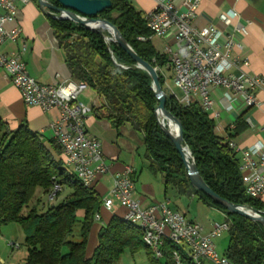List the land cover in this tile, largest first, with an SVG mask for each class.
I'll return each mask as SVG.
<instances>
[{
    "label": "trees",
    "instance_id": "1",
    "mask_svg": "<svg viewBox=\"0 0 264 264\" xmlns=\"http://www.w3.org/2000/svg\"><path fill=\"white\" fill-rule=\"evenodd\" d=\"M48 1L58 6L53 0ZM110 2L111 7L94 18L112 24L142 61L153 68L164 67L166 57L155 51L150 40H138L151 36L144 15L128 0ZM48 20L63 51L70 78L94 89L103 98L106 118L114 127L128 124L142 134L148 169L160 175L164 188L172 187L181 196L195 195L226 213L191 187L179 153L157 122L154 110L158 101L147 73L135 68L130 56L116 43L108 46L102 36L71 21L51 16ZM156 73L163 88V77L159 71ZM165 94V109L180 122L182 144L190 151L205 184L234 205L261 211L259 198L245 194L238 160L228 144L215 134L207 113L196 103L182 106L168 92ZM242 129L238 121L233 135ZM49 145L50 149L46 148L25 124L9 130L0 119V228L10 223L19 225L24 233L25 264H116L124 252L135 254L142 250L150 264H173L171 254L178 250L175 245L164 241L163 257L156 260L143 243L141 230L117 216L99 229L97 245L87 257V239L94 215L100 216L102 199L93 188L83 187L68 170L55 140ZM54 183L60 191L52 201H47L58 203L39 212V199L47 198ZM63 191L68 193L61 197ZM78 211L82 212L79 241H68L78 222ZM227 216L231 227L223 255L232 264H264V228L239 215ZM181 260L183 264H193L182 253Z\"/></svg>",
    "mask_w": 264,
    "mask_h": 264
},
{
    "label": "built area",
    "instance_id": "2",
    "mask_svg": "<svg viewBox=\"0 0 264 264\" xmlns=\"http://www.w3.org/2000/svg\"><path fill=\"white\" fill-rule=\"evenodd\" d=\"M17 1L28 2L0 0V48L5 43L14 44L20 38L21 28L16 21ZM201 1L153 0L152 9L143 16L151 36L138 40L163 37L169 32L173 34L163 55L172 72L174 85L181 92V97L170 93L178 104L196 103L202 111L208 112L212 108L209 91L220 87L241 96L246 108L259 107L257 93L264 92V76L233 73L238 68V61L232 58V52L241 48L234 35L244 34L245 27L236 26L231 33H224L214 26L195 28L193 22ZM236 17V13L229 12L221 15L220 20L227 23ZM24 51V43L18 51H0V70L18 90L24 105L37 107L42 112L58 109L59 118L50 124L53 139L61 149L68 170L75 174L83 187L93 188L96 178L105 175L109 167L99 141L85 129V118L93 111L79 100L85 84L75 80L58 85L36 82L29 76L22 60ZM154 70L161 71L158 67ZM228 146L233 151L231 141ZM263 168L264 150L249 148L242 151L239 171L245 194L252 199H258L264 193ZM132 173L133 170L126 167L112 177L102 207L107 211H112L115 206L124 208L123 219L141 230L142 241L156 260L162 259V246L168 241L178 248L171 254L173 264H183L181 253L193 264H232L223 254L216 252L214 244V240L231 227L226 213L222 212V223H215L211 231L205 233L200 225L172 210L167 200L142 207L134 198ZM59 191L60 187L54 183L48 201H52ZM99 220V214H95L94 221Z\"/></svg>",
    "mask_w": 264,
    "mask_h": 264
},
{
    "label": "crops",
    "instance_id": "3",
    "mask_svg": "<svg viewBox=\"0 0 264 264\" xmlns=\"http://www.w3.org/2000/svg\"><path fill=\"white\" fill-rule=\"evenodd\" d=\"M128 1L142 15L150 11L154 4L153 0ZM16 7V21L21 28L20 38L14 44L5 43L0 51H18L24 43L22 60L29 76L36 82L58 85L66 80H72L48 16L41 12L37 1L28 0L26 3L17 1ZM229 12L236 13L237 17L223 23L220 16ZM193 26L197 29L214 26L224 33H231L236 26L245 27L244 34L234 35V39L240 42L241 48L232 52V58L238 61V68L233 73L264 76V0H202ZM172 39L173 34L169 32L163 37H151L150 42L156 52L163 54L164 47L169 45ZM156 42L161 44L160 51L156 47ZM164 69L170 70L166 64L160 68L161 74ZM89 89L90 91L83 90L79 95V100L93 109L85 118V129L99 141L105 162L109 167L108 172L97 177L93 185L99 197L103 199L107 195L111 179L115 174L130 167L133 170L134 198L142 207L167 200L172 210L182 213L187 220L200 225L205 233L210 232L213 223L200 218L196 207L192 215H187L186 212L193 207V202L187 199L197 198L204 206H210L195 195L185 198L174 188L172 191L180 198L177 203L170 201L167 193L170 187L165 189L160 175L153 174L148 169L142 134L134 131L128 124L114 127L106 118L103 98L94 89ZM209 93L212 108L206 112L207 116L213 122L214 132L222 142L226 144L232 142L234 146L232 152L240 166L243 150L249 148L264 150V92L257 93L260 106L251 109L245 107L241 96L234 95L230 90L213 87ZM58 118V109L42 112L37 107L24 105L18 90L0 70V119L7 124L9 130H15L19 125L25 124L31 132L39 136L44 146L50 149L49 142L54 141L50 124ZM238 121L241 122L243 129L237 135H233ZM262 175L264 178V168ZM186 201L189 204H186ZM259 201L263 206L261 211L264 212V193ZM125 214V209L119 206H115L112 211L101 208V219L94 221L87 239V257L91 256L97 245L99 229L106 225L112 216L123 218Z\"/></svg>",
    "mask_w": 264,
    "mask_h": 264
},
{
    "label": "water",
    "instance_id": "4",
    "mask_svg": "<svg viewBox=\"0 0 264 264\" xmlns=\"http://www.w3.org/2000/svg\"><path fill=\"white\" fill-rule=\"evenodd\" d=\"M36 1L41 12L47 16L79 24L102 36L108 46L110 43H116L124 50L134 62V67L147 73L152 81V91L158 101L154 114L160 128L179 153L191 187L222 207L227 214L239 215L264 228V212L228 202L213 192L202 180L198 174L197 167L190 151L182 144L183 135L180 122L165 109L166 94L159 84L156 71L136 55L120 32L112 24L106 20L94 18L99 13L111 7L110 0H53L58 6L52 4L48 0ZM105 33L108 34V36H106ZM172 125L176 127L175 130L171 128Z\"/></svg>",
    "mask_w": 264,
    "mask_h": 264
},
{
    "label": "rangeland",
    "instance_id": "5",
    "mask_svg": "<svg viewBox=\"0 0 264 264\" xmlns=\"http://www.w3.org/2000/svg\"><path fill=\"white\" fill-rule=\"evenodd\" d=\"M156 47L159 51L162 49L161 44H159L158 42H156ZM161 75L164 80V85L162 88L163 91L173 93L177 97H181V92L174 85L172 72L170 70L164 69ZM84 91H90V89L88 87H85ZM172 190V187L168 189V197L170 198V201H172L173 203H177L178 198L180 197H177ZM67 193L68 192L63 191L61 197H64ZM185 198L189 197L185 196ZM39 200L40 202L37 205V207H39V212L45 211L48 205H56L58 203H56V201L48 203L47 198L45 196ZM187 200H191V202H193V207L190 208L191 210L186 212L187 215H192L196 207V211L199 217L202 218L204 221L210 222L211 224L213 223V225L215 223H222L224 221V216L221 214V211L204 206L198 201L197 198L193 200ZM186 204H189V202L186 201ZM77 219L78 222L73 226L72 232L68 237V241H79L78 233L80 228V222L82 219V213L80 211L77 213ZM228 238V232H225L219 238L214 240L215 249L218 254H224L228 244ZM63 251L65 252V249ZM25 258L26 249L24 246V233L19 227V225L16 223H10L2 226L0 228V259L2 260L0 261V264H25ZM116 264H150V262L145 251L142 250L135 254H130L128 251L124 252Z\"/></svg>",
    "mask_w": 264,
    "mask_h": 264
},
{
    "label": "bare ground",
    "instance_id": "6",
    "mask_svg": "<svg viewBox=\"0 0 264 264\" xmlns=\"http://www.w3.org/2000/svg\"><path fill=\"white\" fill-rule=\"evenodd\" d=\"M171 128H172L173 130H175L176 127H175L174 125H172Z\"/></svg>",
    "mask_w": 264,
    "mask_h": 264
}]
</instances>
